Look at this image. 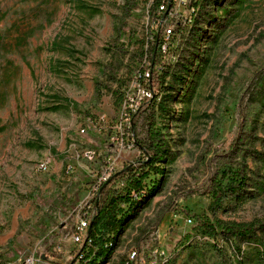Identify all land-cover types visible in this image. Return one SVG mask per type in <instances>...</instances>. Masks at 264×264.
<instances>
[{
  "label": "rangeland",
  "instance_id": "1",
  "mask_svg": "<svg viewBox=\"0 0 264 264\" xmlns=\"http://www.w3.org/2000/svg\"><path fill=\"white\" fill-rule=\"evenodd\" d=\"M125 1L0 0V264L42 254L65 264L79 249L73 216L99 209L104 238L120 231L108 264L153 233L165 264H264V228L223 234L264 224V0H193L194 12L181 11L196 24L178 61L129 121L121 107L148 62L150 0H132L122 17ZM114 135L134 146L116 170L147 164L142 144L153 163L136 175L157 188L121 229L135 207L121 197L137 193H118L123 178L93 196Z\"/></svg>",
  "mask_w": 264,
  "mask_h": 264
},
{
  "label": "built area",
  "instance_id": "2",
  "mask_svg": "<svg viewBox=\"0 0 264 264\" xmlns=\"http://www.w3.org/2000/svg\"><path fill=\"white\" fill-rule=\"evenodd\" d=\"M193 0H150L146 8L144 19V46L148 51V62L146 69L135 75V85L137 96L135 100L127 99L123 101L121 110L126 120H130L131 114L138 109L140 104L149 101L155 94L154 86L150 85L155 81L166 68L178 61V49L182 50L186 39L191 36L192 28L195 22L192 18L181 16V11L190 8L194 12ZM183 19V20H182ZM200 37V35H199ZM198 37V38H199ZM202 42V41H201ZM129 102V104H128ZM133 103L134 105H131ZM135 108V109H131ZM129 112V113H127ZM112 157H109L107 166L102 169L96 181L93 196H99L96 193L102 184L114 183L113 175L120 171L116 170L115 163L123 161V155L134 151L133 144H126L122 140L118 141L114 135L109 139ZM136 162L129 166L136 167ZM122 182L124 180H118ZM123 185V183H121ZM94 218L88 211L81 213L78 211L73 216V225L68 235L70 243L78 247V254L66 260L65 264H88L100 249H106L108 241L103 234L96 235L97 238L90 236L91 221ZM186 224H191V219L185 220ZM159 233H153L150 239L140 248L132 249L128 252L126 260L122 264H165L168 257L162 247L154 246L155 242L160 243ZM60 252V248H57ZM88 254L87 260L83 262V257ZM21 264H55L52 256L42 254L35 258L28 256Z\"/></svg>",
  "mask_w": 264,
  "mask_h": 264
},
{
  "label": "trees",
  "instance_id": "3",
  "mask_svg": "<svg viewBox=\"0 0 264 264\" xmlns=\"http://www.w3.org/2000/svg\"><path fill=\"white\" fill-rule=\"evenodd\" d=\"M216 4H218L217 0H214ZM137 7L135 5H133L132 0H126L123 7H122V12L123 15L122 17H125V15L129 14L133 9H136ZM215 23V22H213ZM205 34H201L200 35V39H204ZM202 41V40H201ZM159 78H163L162 75L158 76ZM151 86L155 85V81H151L150 82ZM139 148H141V150L148 152V158H149V162L147 164H145L146 162H140V163H136V164H145L147 166L151 165L153 163V159H152V154L149 153V150L147 148H145L142 144H138ZM136 168V167H135ZM135 168L133 166H126L124 167L120 172L115 173L113 175V181L116 182L120 179H125V183H124V188L125 191H121L118 193H130V190L133 191V193H137L136 195V200L133 201L134 199H132L131 196H129L128 194L126 195H122L121 198L126 199L127 202H132L130 204H133L135 207L129 211V215L124 218L121 217V219H119V223H120V229L121 227L128 221L134 219L137 214H138V210L141 208H143V206H145L155 195L157 188L155 186V181L153 178H151L150 176H148V174L146 175H141L135 170ZM153 170H155V174H158V169L156 167H153ZM136 171V172H135ZM112 185V183L109 184H102L99 189L97 190L96 193H104L110 186ZM208 185H203L202 188H205ZM101 214V209H99V212L96 216H94V218L91 221V230H90V236L97 238L96 235L99 234H103L102 229L98 228V223H99V216ZM106 228L108 226H111V223H106L104 225ZM205 226L207 228H211V225H209L208 223H205ZM264 228V224H260V223H253L251 225H247V226H241L238 224H233L227 228H225L223 230V234L227 235V236H231V237H236V238H247L252 236L253 234H255L257 231L261 230ZM111 232L113 233V236L111 239L107 240L108 241V246L106 247V249H100L98 253H96V255L93 257V259L91 261H89L88 264H108L116 250V246H117V239L120 235V231L119 228H113L111 230Z\"/></svg>",
  "mask_w": 264,
  "mask_h": 264
}]
</instances>
